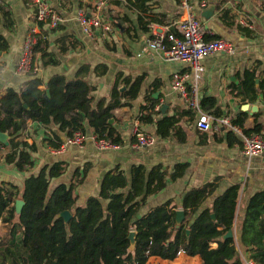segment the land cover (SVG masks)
I'll list each match as a JSON object with an SVG mask.
<instances>
[{
  "label": "trees",
  "instance_id": "16d2710c",
  "mask_svg": "<svg viewBox=\"0 0 264 264\" xmlns=\"http://www.w3.org/2000/svg\"><path fill=\"white\" fill-rule=\"evenodd\" d=\"M124 1L143 14L148 12L152 0ZM121 19L111 18L113 27L130 23L128 18L120 23ZM68 40L67 37L55 39L58 54L64 56L71 49ZM206 40L212 39L206 37ZM105 46L110 51L116 50L107 41ZM9 47L0 36V54ZM50 47L49 41L40 40L34 47V58L40 54L44 68L56 69L62 59ZM109 71L106 63L95 66L87 63L72 78L58 73L46 82L38 73H30L18 91L7 89L0 98V132L7 135L9 146L0 142V151L7 150L4 157L0 155V162L4 159L19 172L33 168V154L39 150L35 142L29 144L24 139L30 121L47 128L57 126L67 138L77 132L87 134L90 128L98 138L124 145L122 134L111 120L116 109L139 98L145 78L125 77L121 84L125 89L121 90L119 82L123 73H120L110 96L98 99L94 94L97 86L90 77H105ZM42 86H46L44 90ZM258 90L264 96V80L256 88L255 75L247 72L241 94L255 96ZM201 104L204 112L223 116L216 99L205 98ZM154 108L155 104L141 118L142 122L154 123L151 115ZM185 118L194 121L195 113L187 109L156 121V135L161 139L182 137L184 142L180 125ZM246 120L247 114L241 113L232 123L243 130ZM243 131L263 135V125L257 117L255 127ZM52 134H48L46 143L59 149L64 141L55 133L51 137ZM227 137L231 145L232 139L234 145H241L232 131ZM188 168L186 163L176 164L168 177L162 164L150 168L134 165L129 177L116 166L104 174L99 194L89 197L85 205H78L76 187L84 184L87 167L77 169L70 184L59 183L51 188L53 180L67 173L68 165L64 161L45 165L37 175L25 180L22 189L12 183H0V221L2 226H7L6 233L0 235V264H147L152 257L169 260L164 264H180L182 255L190 256L188 264H199L196 256L202 264H243L235 238L227 237L238 216L239 185L230 186L214 197L218 184L204 183L187 191L180 203L169 199L142 214L148 198L165 190L169 182L182 179ZM16 200L24 202L20 211L12 206ZM65 212L70 213L69 219L63 216ZM179 212L183 213L182 217ZM240 224L243 251L253 263L264 264V191L252 196Z\"/></svg>",
  "mask_w": 264,
  "mask_h": 264
},
{
  "label": "crops",
  "instance_id": "0c3cea01",
  "mask_svg": "<svg viewBox=\"0 0 264 264\" xmlns=\"http://www.w3.org/2000/svg\"><path fill=\"white\" fill-rule=\"evenodd\" d=\"M47 1L64 19L59 28L53 29L49 25L42 26L36 23V8L32 0H2L0 4V36L4 37L10 45L6 52L0 54V98L9 88L18 91L26 78V75H16L15 69L22 43L33 27H37L40 36L47 37L46 40H42L49 41L50 51L62 59L60 67L44 68L40 54L35 56L34 60L40 67L38 74L45 82L58 73L72 78L79 68L87 63L92 66L106 63L110 69L107 76L90 77L91 82L97 86L94 94L98 99L110 96L117 75L120 73H123V78L119 82L121 90L125 89L121 85L125 77H130L132 80L144 77L142 92L137 100L127 102L123 108L114 111V119L111 123L115 125L124 139V145L120 151L100 153L89 141L84 150L70 147L63 155H50L47 152L46 155L41 146L45 145L46 149L50 146L42 140L43 138L46 139L48 134L55 133L65 142L67 135L61 133L57 126L47 128L40 123L30 121L24 136L29 144L35 142L38 146L39 152L33 154L34 166L27 172H19L13 164H8L2 159L0 183H12L22 189L25 180L30 175H37L47 164L64 161L68 165V170L62 178L71 175L72 180L77 169L82 170L87 167V178L82 189L86 194L87 187V201L89 197L99 194L102 177L116 166H120L121 170L130 177V171L134 165H144L150 168L162 164L170 177L176 164L186 163L189 168L184 177L175 183L169 182L165 190L149 197L142 214L169 199L180 203L187 191L204 183L216 182L218 184L214 197L222 194L230 186L239 185V209L232 230L233 237L237 248H240L243 255L241 256L243 264H255L250 260V255L241 247L240 223L244 219L246 207L252 196L264 191V156L246 157L242 153V136L232 132L241 145H234L233 139L231 145L227 137L230 132L228 129L224 128L210 133L198 131L195 126L197 112L172 90L174 75L190 71L189 65L167 61L163 53L149 49L147 42L154 37L151 26L161 29L165 34L179 35V23L190 14H194L207 30V37L212 40L221 38L233 43L236 47L234 55L217 53L203 61L205 71L201 80L197 82L196 93L200 107L202 108L203 99L211 97L216 99L217 108L223 116L234 119L241 113H246L247 120L243 130H252L258 117L263 125L262 134L264 135L263 94L259 91L260 89L255 96L252 93L241 94L247 72L255 75L256 88H259L264 80V0H189L190 10L181 9L180 0H152L148 3V12L143 14L133 10L124 0H110L102 14L113 30L105 33L97 32L93 38H88L82 32L77 21V12L81 8L92 11L96 0ZM113 17L128 18L130 23H122L121 19L122 24L113 27L112 21H107L108 18ZM106 34H108L107 37ZM58 37L69 39L67 44L71 49L64 56L58 54L59 46L55 41ZM106 41L116 50H108L105 46ZM45 87L42 86L41 89L44 90ZM154 104L153 114L151 113L154 123L145 124L141 118L150 112ZM245 105H249L253 110L245 111L243 109ZM187 109L195 113V120L190 121L189 118L182 120L180 126L181 135H185L186 138L184 142L180 139L182 137L178 139L171 136L161 139L156 135V121L165 116L178 115ZM136 129L156 136V144L149 148L133 150L131 143L135 141L133 133ZM87 134L93 135V129L88 128ZM243 134L252 135L254 133L245 134L243 131ZM6 153L7 150L0 151L2 157ZM212 200L213 198L210 202ZM19 201L16 200L12 206L19 209ZM85 204L86 202L81 205ZM6 231L7 226H1L0 235L3 236ZM183 257L189 259L190 256L182 255L179 260ZM196 257L199 258L197 259L199 264H202L201 258ZM155 259L169 261L152 257L147 264Z\"/></svg>",
  "mask_w": 264,
  "mask_h": 264
},
{
  "label": "built area",
  "instance_id": "2783aa9c",
  "mask_svg": "<svg viewBox=\"0 0 264 264\" xmlns=\"http://www.w3.org/2000/svg\"><path fill=\"white\" fill-rule=\"evenodd\" d=\"M110 0H96L92 11L81 8L77 12V21L80 24L82 32L88 38H93L97 32H111L112 26L107 23L102 14L104 8ZM36 8V23L48 24L51 28L56 29L64 22V19L52 7L47 0H32ZM2 4V0H0ZM181 9L190 10L189 0H180ZM154 31V37L149 39L147 45L149 49L163 53L167 61L187 64L190 71L176 73L174 75L172 90L184 99L189 106L196 111L197 120L196 129L203 133L220 131L228 129L237 135L242 136L243 150L242 153L249 158H260L264 156V136L254 133L244 135L239 126L233 125L232 119L228 116L215 117L206 113L200 107L197 98V82L201 80L205 68L203 61L217 53L225 55H234L236 47L233 43L225 39L206 40L208 35L200 20L194 14H190L184 21L178 25L179 35L170 33L168 37L161 29L151 26ZM47 37L40 36L37 27H33L26 36L21 46L20 57L15 69V74L25 76L30 73H39L40 67L34 60V47L40 40ZM264 41V39H263ZM131 147L135 150L152 147L157 142V137L134 130ZM91 141L93 147L98 152L117 151L122 148L121 145L112 143L107 139H100L95 134L88 135L77 132L73 137L66 139L59 149L48 148L51 155L64 154L70 147L84 150L87 143ZM2 222L0 221V227Z\"/></svg>",
  "mask_w": 264,
  "mask_h": 264
},
{
  "label": "rangeland",
  "instance_id": "374dc122",
  "mask_svg": "<svg viewBox=\"0 0 264 264\" xmlns=\"http://www.w3.org/2000/svg\"><path fill=\"white\" fill-rule=\"evenodd\" d=\"M85 9V8H84ZM110 21V19L108 18L107 19V21ZM108 21V22H109ZM111 22V21H110ZM107 35L108 34H106V37H107ZM105 36V35H104ZM103 36V37H104ZM105 37V38H106ZM104 39V38H103ZM103 41V40H102ZM98 42V41H97ZM100 45V44H99ZM24 139H25V136H24ZM43 141H45L46 142V139L45 138H43L42 139ZM41 148H42V151L44 152V153H49L47 150L48 149H46V146L45 145H42L41 146ZM132 148V147H131ZM133 150H135L134 148H132ZM97 151V150H96ZM118 151H120V149L119 150H117V151H104V152H102V153H105V152H118ZM2 153H4V152H2ZM47 153H46V155H47ZM66 153V152H65ZM64 153V154H65ZM101 153V152H100ZM1 155V154H0ZM51 155V154H50ZM61 155H63V154H61ZM65 177H68V178H65ZM64 178H62L61 180L59 179L58 181H52V183H51V188H54L56 185H58L59 184V182L61 183V182H66L67 184H70L71 183V175H66ZM87 178V177H86ZM86 178H84L85 180H86ZM70 182V183H69ZM83 187H84V185H81V186H79V187H76V193L79 195V202H78V205H81V204H84L85 202H86V197H87V187H86V194H85V192H84V190H82L83 189ZM16 205V204H15ZM4 225V224H3ZM238 251H239V254L243 257V255L241 254V252H240V248H238ZM189 263V259L188 258H185V257H183L182 258V260H180V264H188ZM9 264H11L10 262H9ZM150 264H164V261H162V260H159V259H155V260H152L151 262H150Z\"/></svg>",
  "mask_w": 264,
  "mask_h": 264
},
{
  "label": "water",
  "instance_id": "95a60500",
  "mask_svg": "<svg viewBox=\"0 0 264 264\" xmlns=\"http://www.w3.org/2000/svg\"><path fill=\"white\" fill-rule=\"evenodd\" d=\"M123 90H124V88H123ZM243 109H244L245 111L253 110V108L250 107L249 105H245V106L243 107ZM0 142H1V143H4L6 146H9V141H8V137H7V135H5V134H3V133H1V132H0ZM23 205H24V202L20 200V201L18 202V208H19L18 210H19V211L21 210V208H22ZM179 215H180V217H182L183 213H182V212H179ZM63 216H64L66 219H69V218L71 217V215H70L69 212H65V213L63 214ZM133 237H134V233L131 234V238H132V239H133ZM227 237H233V232H232V231L228 232Z\"/></svg>",
  "mask_w": 264,
  "mask_h": 264
}]
</instances>
